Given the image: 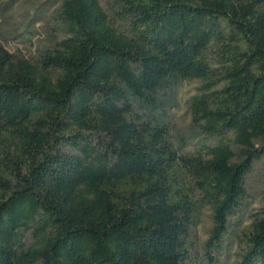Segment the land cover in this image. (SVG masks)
Wrapping results in <instances>:
<instances>
[{"label": "trees", "instance_id": "trees-1", "mask_svg": "<svg viewBox=\"0 0 264 264\" xmlns=\"http://www.w3.org/2000/svg\"><path fill=\"white\" fill-rule=\"evenodd\" d=\"M59 17L50 49L0 48V264H192L203 211L218 247L261 156L264 0H63ZM179 80L217 140L198 153L134 108ZM239 250L264 264V195Z\"/></svg>", "mask_w": 264, "mask_h": 264}, {"label": "rangeland", "instance_id": "rangeland-1", "mask_svg": "<svg viewBox=\"0 0 264 264\" xmlns=\"http://www.w3.org/2000/svg\"><path fill=\"white\" fill-rule=\"evenodd\" d=\"M101 4L104 0H98ZM63 0H0V48L24 58L34 57L50 49L63 37L60 23V6ZM198 81L179 80L157 94V107L134 103L138 113H147L167 126L175 147L181 154L198 153L216 145L215 138L202 134L192 123L187 101L197 93ZM230 139V135L226 136ZM91 142H96L92 138ZM234 162L242 159L241 149L231 144ZM70 156L76 153L71 147H61ZM261 156L255 159L245 178L246 198L243 206L230 220L228 233L221 237L218 247H207L211 236V219L204 210L200 224L191 230L189 249L192 264H237L242 234L262 205L264 195V143H255ZM21 244H32L31 232L22 235ZM40 264V263H36Z\"/></svg>", "mask_w": 264, "mask_h": 264}]
</instances>
